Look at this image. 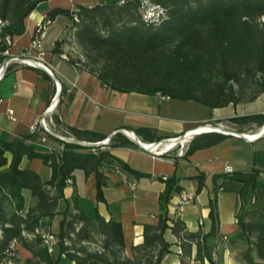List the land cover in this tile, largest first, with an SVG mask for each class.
I'll return each instance as SVG.
<instances>
[{
    "label": "trees",
    "instance_id": "1",
    "mask_svg": "<svg viewBox=\"0 0 264 264\" xmlns=\"http://www.w3.org/2000/svg\"><path fill=\"white\" fill-rule=\"evenodd\" d=\"M42 1L46 0H0V19L8 21L1 31L0 55L8 49L7 37L23 33L24 19ZM152 3L167 11L166 17L157 23L145 22L140 0H119L79 5L74 10L54 9L41 25L49 26L60 16L70 19L74 38L85 55V59L69 58L70 61L97 75L105 86L117 92L167 96L211 109L245 102L243 92L248 88L253 89L248 101L264 94V0H152ZM75 16L79 23L75 22ZM64 43H59L55 50ZM55 121L60 123L57 117ZM234 121L261 123L264 116ZM136 133L145 140H162L150 129H138ZM64 135L81 141L106 140L76 129H69V135ZM202 138L204 141L193 146L189 153L216 145L222 136L206 134ZM123 140L130 142L125 136ZM63 144V151L43 154L25 142L0 140V264H20L18 244L32 254L24 264H62L63 258L76 264H164L172 247L165 238L169 229L179 239L184 256L191 255L192 243H196L197 260L204 262L209 257L206 236L187 234L184 224L166 209L173 194L181 192L175 179L166 180V189L160 197L163 213L159 223L145 225L144 243L133 247V258L125 255L122 223L107 221L97 213V234H94L90 219L76 204L70 206L67 201L59 244L55 253L50 254L38 233L41 220L58 215L60 201H65L67 180L76 170H84L87 175L97 173L99 202L104 201L107 187L104 169L110 166L109 162L140 175L100 148L95 153L89 148ZM115 145L118 144L112 139L110 146ZM7 153L13 155L9 165ZM25 157L40 158L50 165L51 180L43 181L36 172L21 168ZM258 178V173L250 175L249 180L243 181L244 190L264 189ZM202 187L203 180L199 178V191ZM24 191H29L34 199L31 206H27ZM210 218L215 233L219 223L216 198L212 201ZM238 226V239L248 246L243 261L262 264L259 261H264V212L243 208Z\"/></svg>",
    "mask_w": 264,
    "mask_h": 264
},
{
    "label": "crops",
    "instance_id": "2",
    "mask_svg": "<svg viewBox=\"0 0 264 264\" xmlns=\"http://www.w3.org/2000/svg\"><path fill=\"white\" fill-rule=\"evenodd\" d=\"M101 4L100 0H46L39 3L23 21V33L11 37L9 54L0 55V69L11 58L25 55L47 65L63 84V94L53 115V122L48 121L54 131L69 133V129L91 132L106 139L115 132L125 129L135 134L144 144L149 141L137 136L136 130L150 129L162 139L176 138L184 133L209 123L253 136L264 129L261 123H238L235 119L251 116H264V94L255 100L245 101L225 108L211 109L207 106L187 101L164 100L160 95L141 93H121L105 86L97 75L87 69L65 60L70 55V32L72 21L60 16L51 23L42 41L41 50L32 49L33 36L43 23L47 14L54 9L74 10L79 5ZM8 22V21H7ZM8 25V24H7ZM2 28L0 27V44ZM65 41L62 47L55 48ZM43 56L40 58V54ZM56 82L46 72L25 65L12 63L4 78L0 81V140L19 143L25 142L38 153H56L61 142L50 137L45 141L42 132L32 134L30 128L39 122L57 95ZM12 113L13 119L9 117ZM58 118L60 123L55 121ZM217 134V133H209ZM206 135V134H205ZM222 139L213 146L200 147L189 153L193 146L200 145L203 135L197 136L190 144L184 158L174 162L169 156L154 157L132 142H123V136L114 135L115 147L110 145L100 148L109 152L115 159L124 162L136 175L115 162L104 169L107 187L104 189V201H98L97 173L87 175L78 169L73 173V184H67L64 190L65 201H60L58 215L43 218L38 233L54 234L58 237L60 224L67 203L77 205L92 223L97 234V213L107 221L122 223L125 241V255L133 258V247L144 243L146 224L157 225L163 213L160 197L166 189V180H177L181 191L196 194V200L187 207L180 221L186 227L187 234L201 233L206 236L209 257L204 262L197 260L198 247L192 243L191 255L184 256L179 239L169 229L165 235L172 245L171 253L164 259V264H210L211 254L217 245L219 264H246L242 255L248 249L245 242L237 238L239 234L238 216L244 209L258 208L264 212V189L254 192L244 190L243 181L258 173V181L264 184V137L247 142L238 136L221 135ZM86 142H90L86 140ZM97 150V149H96ZM8 165L13 155L7 153ZM21 168L30 169L39 174L43 181L51 180L53 169L42 159L23 158ZM124 174V177L122 174ZM142 174V175H141ZM199 178L203 187L199 191ZM62 176L59 175L60 181ZM135 184V190L131 185ZM179 191L173 194L167 206L169 215L175 217L179 201ZM27 206L34 203L29 191H24ZM216 198L219 223L212 233L213 222L210 218L212 201ZM260 198V199H259ZM177 219V218H176ZM202 222V224L200 223ZM172 226V223H170ZM223 237L227 241H223ZM20 264H24L32 254L21 245H17ZM264 264V261H259ZM62 264H76L66 258Z\"/></svg>",
    "mask_w": 264,
    "mask_h": 264
},
{
    "label": "built area",
    "instance_id": "3",
    "mask_svg": "<svg viewBox=\"0 0 264 264\" xmlns=\"http://www.w3.org/2000/svg\"><path fill=\"white\" fill-rule=\"evenodd\" d=\"M141 4H142V13H143V18L145 20V22L147 23H157L159 21H161L162 19H164L166 17L167 11L162 8L159 5H155L152 3V0H140ZM161 9L163 10L161 12ZM149 13H151V15H149ZM75 22L79 23V18L77 16L74 17ZM8 24L7 21H3L0 19V27L4 28L6 25ZM48 28V25H40L36 31L35 34L33 36V41H32V49L34 50H41L42 48V41L43 38L45 37L46 34V30ZM7 45L9 46L12 43V39L11 37H7L6 39ZM4 54H9V49L5 50ZM43 56V54H40V58ZM18 58H23L26 61L22 62L27 66L30 67H34L37 68L35 66V64L31 61H29L28 57H26L25 55L18 57ZM63 58L65 60H68V56L64 55ZM2 68L0 69V81L4 78V75L1 73ZM161 96V95H160ZM164 100H171L170 97L167 96H161ZM58 107V102H57V98L56 96L52 99L51 104L49 106V108L47 109V111L49 112V115L47 118L45 119H40L39 122L35 123L34 125L31 126L30 131L32 134H35L37 132H42L45 136V141L47 139L50 138V136L47 134L46 130H52V127L50 126L48 121L53 122V115L56 112ZM9 117L11 119H13L12 117V113H9ZM209 123H206L198 128H196L195 132H209L210 130L206 127V125ZM57 132V131H55ZM193 132V131H190ZM59 133V132H57ZM59 134H68L67 132L65 133H59ZM209 134V133H206ZM255 136V135H253ZM193 137L189 136L185 141L181 142L180 144H173V146L168 147L166 144H160L157 147L151 148V153H149L150 155L154 156V157H164V156H169V158L171 159L172 162H174L176 160V158H184L187 155V152L189 151L190 148V144L193 141ZM61 142V147L59 148V151H63L64 150V144L62 141ZM147 148L151 147L150 143L149 145H146ZM95 151V150H94ZM122 176L124 177V174L121 173ZM67 184H73V180L72 179H68L67 180ZM135 184L131 185V188L133 190H135ZM196 200V194L195 193H190L187 191H181L179 193V201L177 204V209L175 210V217L177 219H181L186 210L187 207L190 206L191 204H193ZM202 224V222H200ZM43 237V244L45 247H47L48 252L50 254H54L57 246L59 244V238L57 236H55L54 234H45L42 236ZM223 241H227L226 237L222 238ZM220 248V245H217L215 250L213 251V253L211 254V260H210V264H219L218 262V250Z\"/></svg>",
    "mask_w": 264,
    "mask_h": 264
},
{
    "label": "water",
    "instance_id": "4",
    "mask_svg": "<svg viewBox=\"0 0 264 264\" xmlns=\"http://www.w3.org/2000/svg\"><path fill=\"white\" fill-rule=\"evenodd\" d=\"M28 60L33 62L38 69H40V70L46 72L47 74H49V76L56 82V85H57L56 98H57V102L59 104V102L61 100L62 92H63V89H64L63 88V84L61 83L60 79L57 76H55L52 73L51 69L47 65L43 64L42 62L34 60V59H28ZM24 61H26V60L23 59V58H18V57L11 58L10 60H8L4 64V66L2 67L1 73L5 76V74L7 72V69H8L10 64H12V63H22ZM48 115H49V112L46 111L44 113V115L42 116V119L47 118ZM206 127L210 130L209 132H204V131L195 132L196 130H192L193 132L184 133V134H182V135H180V136H178L176 138L162 139L161 141L150 143L151 147H149V148L146 147V145H149V144L142 143L141 141H139L136 138L134 133H132L130 131H127L125 129H121V130L115 132L114 134L109 136L106 140L100 141V142L81 141V140H78L75 137L59 134V133H57L55 131H52V130H46V132H47V134L50 137L55 138L58 141H62L63 143L74 144V145H78V146H81V147H84V148H89V149H92V150H96L98 148L109 146L110 143H111V140L114 137V135L119 133V134H122L123 136H125L130 142L136 144L137 146H139L142 150H144L147 153H151V148L157 147L160 144H168V143L180 144L181 142L185 141L189 136H192L193 138H195L197 136L205 135L206 133H217V134H221V135L238 136V137L242 138L243 140H245L247 142H253V141H256V140L261 139V138L264 137V129L261 132H259L258 134H256L255 136H248V135L241 134V133H238L236 131L224 128L222 126H217V125H214V124H207Z\"/></svg>",
    "mask_w": 264,
    "mask_h": 264
},
{
    "label": "rangeland",
    "instance_id": "5",
    "mask_svg": "<svg viewBox=\"0 0 264 264\" xmlns=\"http://www.w3.org/2000/svg\"><path fill=\"white\" fill-rule=\"evenodd\" d=\"M57 1L59 3L60 2L61 3L64 2V0H57ZM100 1H101V4H109V3H112L114 1H119V0H100ZM262 22H264V18L262 19ZM68 29L71 30V32H70L71 34H70V37H69L70 38V41H68V45L70 47V51H69L70 55H69V57L70 58H80L81 57V58L85 59L84 52L79 47L76 39L74 38L75 30H74V27H73V23H70V27H68ZM252 95H253V89L248 88L247 90H245L243 92V99L246 100V101H248L252 97ZM93 152L97 153L98 150L97 151H93ZM259 205L260 206H258V208L261 207V199L259 201ZM60 214H61L60 216H63V213H60ZM237 238H238V236H237ZM218 262H219V260H218Z\"/></svg>",
    "mask_w": 264,
    "mask_h": 264
},
{
    "label": "bare ground",
    "instance_id": "6",
    "mask_svg": "<svg viewBox=\"0 0 264 264\" xmlns=\"http://www.w3.org/2000/svg\"><path fill=\"white\" fill-rule=\"evenodd\" d=\"M168 147H171V146H173V143H168V144H166Z\"/></svg>",
    "mask_w": 264,
    "mask_h": 264
},
{
    "label": "clouds",
    "instance_id": "7",
    "mask_svg": "<svg viewBox=\"0 0 264 264\" xmlns=\"http://www.w3.org/2000/svg\"><path fill=\"white\" fill-rule=\"evenodd\" d=\"M163 10L161 9V12H162ZM149 15H151V13H149Z\"/></svg>",
    "mask_w": 264,
    "mask_h": 264
}]
</instances>
